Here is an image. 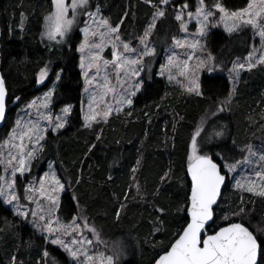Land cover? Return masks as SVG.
Here are the masks:
<instances>
[{
    "label": "trees",
    "instance_id": "trees-1",
    "mask_svg": "<svg viewBox=\"0 0 264 264\" xmlns=\"http://www.w3.org/2000/svg\"><path fill=\"white\" fill-rule=\"evenodd\" d=\"M92 1L112 13L114 23L123 19L122 36L131 43H136L156 10L147 0ZM198 1L176 0V3L193 6ZM223 2L227 9L239 10L247 7L249 0ZM52 4L53 0H0V70L9 90L6 127L16 108L30 102L46 87H36L38 73L51 63L50 82L54 83L62 70L54 92L53 110L72 106L65 127L48 132L25 181L38 177L49 162H54L66 188L59 206V220L65 223L86 220L106 239L105 247L116 260L123 258L121 264H154L188 222L189 143L200 118L229 94L230 79L225 72L238 54L250 52L255 40L248 28L232 34L214 30L208 46L216 55L217 71L203 74L201 95L177 92L165 76H158L154 70L152 79L135 98L138 118L116 114L100 132L99 127L86 128L82 116L83 77L76 52L80 33L75 31L70 46L49 44L43 35L44 14ZM174 13L173 9L166 8L158 27L169 18L176 23ZM178 32L164 33L167 39L155 43L158 59ZM236 94L230 112L217 113L212 119L213 122L222 120L223 135L210 147L222 168V161L235 163L244 158L248 143L261 130L264 133V110L261 109L264 108V66L245 72ZM139 159L138 171L132 176L131 168ZM16 186L22 193L21 178H17ZM228 186L226 183L214 210L216 221L219 206L228 202ZM234 197L229 203L237 202ZM249 213V224L243 223L258 239L264 238L261 236L264 202L257 201ZM227 223L215 224L212 228H216L209 231ZM44 245L45 235L34 231L12 207L0 200V264H13V256L15 264H45ZM47 249L50 264H69L63 248L62 252L57 245L49 243Z\"/></svg>",
    "mask_w": 264,
    "mask_h": 264
},
{
    "label": "snow or ice",
    "instance_id": "snow-or-ice-1",
    "mask_svg": "<svg viewBox=\"0 0 264 264\" xmlns=\"http://www.w3.org/2000/svg\"><path fill=\"white\" fill-rule=\"evenodd\" d=\"M152 3V0H147ZM54 10L51 11L44 18V32L43 35L49 40L56 41L57 38L63 39L73 27L77 19V15H87L89 21H85V28L82 31L85 34L83 43L80 44L79 51L84 53L81 56L80 67L84 70L85 77V92L89 91L88 85L95 82L97 88L101 89L100 100L103 101L108 93H112L115 97L117 94V87L128 85L129 91L127 95L120 94V105L132 104L131 96L135 95V90L142 86L143 81L135 80L134 77L139 76L143 71V57L154 55L155 47L148 43L153 29L159 19L166 15V8L170 7V0H158V3L152 4L156 11L153 14L152 21L149 23L144 33L139 37L141 47L135 48L128 42H124L119 36V26L112 27L104 18L96 19L99 14L97 8L96 13L87 11L89 7V0H53ZM218 9L221 15L220 21H224V26L229 33L234 30L238 31L243 27L251 26L255 30V35L260 38L261 52H264V0H249L247 7L241 8L237 11L228 12L221 4L217 3L213 6ZM188 8L187 4H183L180 10L174 13L176 21L180 22V27L187 31L185 23L186 18L193 17L200 24V34L206 27L209 18L215 13L209 9L204 0H199V6L195 13L185 11ZM71 11L72 15H69ZM94 26V27H93ZM92 38V39H90ZM176 47H185L188 41L181 39H174ZM199 41H193L189 47L195 49ZM107 45L111 46L109 55L111 60L106 59L102 53ZM87 49V52L85 50ZM175 54L168 57L169 76L171 80V67L180 68V75H191L189 86L186 90L189 93L201 95L199 91V84L197 82V73L204 67H207L204 60H199L194 69L189 68L187 62L183 64L175 63ZM214 58L209 57V63ZM248 60H252V53H249ZM87 61V63H85ZM259 62L264 63V55L260 56ZM137 65L140 67L137 68ZM254 66L249 63V67ZM245 64L240 63L234 65L233 71L238 75L237 68L243 69ZM208 71H212L208 67ZM47 68L42 69L39 73L40 82L43 83L47 77ZM91 73V75H89ZM161 75L164 74V68L161 69ZM123 77V79H122ZM111 78H115L117 86H112ZM56 80H59V75H56ZM53 89L44 97V103L40 105L45 109L42 114L43 119L48 121L53 130H58L65 126L66 120H61L60 117L55 118L48 110V99L53 95ZM6 96L7 88L3 76H0V121L5 119L6 115ZM19 100V97H16ZM91 100H96V95L93 94ZM29 107H36L35 101ZM99 107V105H97ZM219 110H223L222 106ZM113 109L109 106L107 111L102 114L103 119L111 114ZM116 111H120L118 107ZM39 112V108H37ZM62 112L69 114L71 106L62 109ZM101 116L99 111L93 108V103L88 105V113L84 116L85 126L91 127L92 122L96 121L97 117ZM47 129L43 128L40 122L30 121L23 128L21 122L17 120L16 128L13 129V135L8 144L9 148L6 152L0 153V165H3L4 176L0 177L3 180V186H0V196L5 197L7 203L11 204L13 201H18L19 196L15 189L17 173L23 175L30 171V161L33 160L39 150H42V145L39 141L44 138V133ZM203 128L196 131L191 140V153L188 156L187 171L191 174V188L189 207L191 214V221L187 223L186 227H182L177 233L174 242L170 244L169 249L159 257L156 264H264V238L258 240L254 231H250L249 227L244 223L229 222L227 226H219L216 230L209 234V230L216 224L214 219V206L217 205L218 199L221 196V187L225 184L226 173L222 174L221 164L213 161L212 157L206 153H202V148L198 144L196 137L200 136ZM215 135H223L222 132H215ZM27 139L29 147L24 143ZM13 140L17 141L13 143ZM34 141V142H33ZM0 147H3L0 145ZM94 147V145H93ZM13 149L15 151H13ZM249 155H255L251 147L247 148ZM260 160H264V154L259 156ZM241 161H237V164ZM223 167L228 171H234V167L225 163ZM255 176L260 182V191H256L257 181H250L248 185L244 186L248 192L264 197V171L257 170ZM240 187L239 183L237 184ZM64 185L59 179H54L53 183L45 186L42 181L38 189H34L32 185L26 190V199L36 204V210H19L22 206L17 204V215L27 218L29 214L33 217V222L36 227H43L50 234L55 232L58 235L51 240L53 244H59L71 257H73L76 264H117L113 256H104L103 253L97 255H90V246L94 245V241L83 236V231L80 230V225L73 220L71 224H61L59 219L53 220L54 213L59 207L58 193L62 191ZM38 193L39 198L47 202L48 207L45 208L40 199L31 193ZM159 211L163 212V209ZM244 209L240 208L238 212L233 215L241 216L243 218ZM37 219L43 224L36 223ZM228 220V217H224ZM53 223L57 227H53ZM87 226V221L82 222ZM90 233L96 236V242L100 241L99 234L94 228H89ZM76 234V235H74ZM62 236L71 237L68 242L62 239ZM264 237V231L261 232ZM44 256H48V252H44ZM13 264H15L16 257H12Z\"/></svg>",
    "mask_w": 264,
    "mask_h": 264
},
{
    "label": "rangeland",
    "instance_id": "rangeland-1",
    "mask_svg": "<svg viewBox=\"0 0 264 264\" xmlns=\"http://www.w3.org/2000/svg\"><path fill=\"white\" fill-rule=\"evenodd\" d=\"M152 1L153 2L151 4L158 3V0H152ZM145 2L147 3V1H145ZM204 3L209 9H212V11L215 13V15L209 18V21L203 30V34H200V24L197 22V20L194 17L190 20L186 18L185 23L187 26V31H184L180 27L179 21H176V23H175L173 18L165 19L161 23L162 25H160L159 27H158V22L161 21V19H163V18H161L157 21L156 27H155V29H153L151 36L148 40V43H150L152 46H154L156 51H155L154 55H149V56L143 57V65H144L143 71L140 72L139 76L132 78L133 83L135 82V80L143 81V83H142V86H140L138 89L135 90V95L130 97L132 99V104L130 106L127 104L120 105L118 103V101L120 100V94L127 95V93L129 91H131L130 89H128L127 84H124L122 88L117 87V94L115 97L113 96L112 93H108L107 96H105L103 101L100 100V93L102 90L97 88L95 82L91 85H88L89 91L85 92L86 84H85L84 70L80 67L81 56L84 55V53H81L79 51V47H80V44L83 43L84 37H85V34L82 31V29H84L86 26L85 21H88L89 24L91 23V21H89V18L87 15H84L82 13L77 15V19H76L75 23L73 24L72 30L63 39L58 37L56 41H53V40H49L46 36H44L49 44H55L56 46L68 44L70 46L71 45L70 42H71V39H72L75 31L79 32L81 35L80 40L76 44V52L79 56V67H80L81 74L83 77V89H82V101H81L83 120H84V116L88 113V105L90 102L93 103V108L96 111H99L101 113V116H98L96 121L92 122V126L86 127V128L91 129L94 127L95 128L99 127L100 132H101L102 127L104 125L109 124L116 114L121 115V117H124L126 115V116H128V118L137 119L138 114L136 113L137 106L135 104V98L139 93L143 92V90L145 89L146 82L150 81L152 79L154 70H157L156 74L158 76H165L166 79L169 81L170 86L172 88H174L177 92H180L184 95L192 94V93L187 92V90H186L187 86H189V81L191 79L190 74L187 76H182V75H180V68L173 66V67H171V74H172L173 78L171 80L168 79V76H169L168 57L173 55V53L175 54V58H176L175 63L176 64H183L184 62H187L189 68H192V69L195 68V66L197 65L199 60L205 61V64L207 65V67L202 68L197 73V76H198L197 82L199 84V91H200L201 77L203 76V74L204 73H215L217 71L215 69V56L216 55H215L214 51L209 49V46H208L210 33L213 32L214 30H217V29H222L223 31L227 32L228 34H232V33L236 32V30H234L231 33H229L227 31V29L224 26V21L219 20V17L223 14L220 13L218 11V9H215L213 6L217 3H219L228 12L237 11V10L227 9L224 6L223 0H210V1L204 0ZM170 4H171V6L167 7V8H171L175 12L180 10V8L182 7L181 4L176 3V0H170ZM198 6H199V1L196 5H193V6L188 5V8L185 9V11L186 12L191 11V12L195 13L196 8ZM91 7H93V8H91ZM97 8L99 9V14L96 16L97 20H99L100 18H104L108 21L109 25H111L112 27L119 26V36H120V39L122 41L130 43V45L132 47H135V48L141 47V45L139 43V38L136 41V43H131L129 40H125V38L122 36L123 19L118 24L114 23L113 22L114 16L112 15V13L109 14L107 10H103L97 1L89 0V7H88L87 11L95 14ZM53 10H54V4L50 5L49 9L46 10V13L44 14V18ZM69 15L70 16L72 15L71 11L69 12ZM123 17H125V14L123 15ZM151 21H152V18L147 23L144 30L147 28L149 23H151ZM171 22H172V27L170 24ZM247 28L250 29V31L253 35V39L255 40V43L252 44V48L249 52V53H252V60L251 61L248 60L249 53L247 55L238 54L239 57L233 61L231 67L225 72L226 75L230 79L229 81H230L231 89H230L229 94L226 97L221 98L217 104H214L213 106H211L206 111V113L201 116L198 127L196 129V131H197L198 129L203 128V131H201L200 136H198L196 138L198 144L202 148L201 154L206 153L212 157L215 156L210 151V147L219 141V138L221 135H215L214 133L215 132H222L223 127L221 126V123H222L221 119H219L217 122L212 121V119L215 118L214 115L217 113L225 112V111L230 112L231 107L234 103V99H236L237 88L240 86L241 81L243 79V75L245 74V72H247V71L250 72L254 68H257L259 66H264V63L259 62L260 56L264 55V52L260 51V49H261L260 38L258 35H255V30L251 26L243 27L240 30L247 29ZM144 30H143L142 34L140 35V37L143 35ZM43 31H44V27H43ZM171 31H175V32L179 31V32H178V35L174 36L173 38H171L169 40L170 43L168 44L167 47L164 48V52L160 56V59H158L157 55H159V53H158L157 46L155 43L166 40L167 35L165 36V34L168 32L167 34L169 35L171 33ZM90 39H92V38H90ZM174 39H181V40L186 39L188 41V45H190L193 41L198 40L199 44L197 45V47L195 49L189 47L188 45H186L185 47H176L174 44ZM110 51H111V46L107 45L105 47L104 52L102 53V55L106 59H109V60L112 59V57L109 55ZM85 52H87V49L85 50ZM209 57L214 58L210 63H209ZM85 63H87V61H85ZM240 63L245 64V67L243 69L237 68L236 71H238L239 74L236 75V72L233 71V67H234V65H238ZM249 63H251L254 66L249 67ZM139 67L140 66L137 65V68H139ZM208 67H211L212 71H208ZM45 68H47V70H48L47 77L44 80V82L41 83L40 77H39V73L41 72L40 71L38 73V81H37L36 87H42L45 85H46V87L42 90V92L39 95H37L35 98H33L30 102L16 108L15 113L10 120V125L8 126V128L5 126L6 128H4L2 130V133H0L1 134L0 145L3 146V147H0V153H4L8 150V148H9L8 142L13 135V129L16 128L17 120H19L21 122L22 128L25 125H27L30 121H37L38 120L40 122L41 126L45 129H47V131L44 133V138L39 141V144L42 145V147H43V143H44L46 136H47L49 131L58 132L59 130H61L65 127L64 126L63 128H60L58 130H53V128L49 125L48 121L43 119L42 114L45 112V109L41 108L40 105L44 103L45 95L49 92V90L53 89V86H54V92H55L56 84L58 82V80H56L54 83L49 81L50 77H51L52 70H53L52 63L45 66L43 69H45ZM162 68H164V74L163 75L160 74ZM61 73H62V70H59V74H58L59 78L61 76ZM89 75H91V73ZM122 79H123V77H122ZM111 84H112V86H117V81L115 78H111ZM54 92H53V95L48 99V110H50V114L53 117L54 122H55L56 117H60L61 120H66V123H65V125H66L68 123V120H69L70 115L72 113V106L66 105L63 108H61L59 111H57V112L54 111L53 110ZM93 94L96 95V100L94 102L91 100ZM34 101L36 103V107L35 108L29 107V105H31ZM97 105H99V107H97ZM68 106H71V112L65 116V114L62 112V109L66 108ZM109 106L113 109V111L105 120L102 118V114L104 111L108 110ZM221 106L223 108L222 111L219 110L221 108ZM118 107L120 108V111L117 112L116 109ZM37 108H39V112H37ZM261 109H262V111L264 110V108H261ZM128 118H127V120H128ZM84 124H85V120H84ZM15 142H17V141L13 140V143H15ZM24 143L26 145H28L27 139L24 141ZM248 144L249 145L247 146V148L250 146L253 153H255V155H249V153L246 151L245 157L241 158L239 160V161H241V163H239V164H237V162L229 163L226 161H222L223 165L225 163H227L228 165L233 166L235 170L234 171H228L227 168L223 167V171H224V173H226L227 178H228L227 183L229 185L228 186L229 187V189H228L229 194L226 196V198H227L226 201H228V202H226V204H224L223 206L220 205L218 210L216 211V215H217L216 216L217 217L216 226L221 225V224L226 223V222H242V223L247 222L249 224V220H251V217H250L251 214L249 212L251 210H253V208L256 206L257 201H263L264 202V197H261V196L255 194L254 192H248L245 190V187H244V186L248 185V183L250 181H257V184L255 186L256 191L258 192L261 190L260 182L258 181V178L255 176V172L257 170L264 171V160L259 159V156L261 154H264V133L262 132V130L260 132V135H259V133H257V137H255L254 140H251ZM28 146L31 147L32 145H28ZM189 148H190V153H191V141L189 143ZM13 151H15V150L13 149ZM40 151L41 150L38 151L35 158L37 157V155L39 154ZM190 153H189V155H190ZM35 158L30 161V169H33V163H34ZM140 163H141V160L139 159L136 161L135 164H133V166L131 168L132 169V176H133V174H135L138 171ZM3 168H4V166L0 165V177L4 176ZM30 173H31V170L28 172H25L23 175H21L20 173H17L16 180H17V178H21L22 179V185L24 186L23 192L19 193L17 186L15 184V189H16L17 194L19 196L18 201H13L11 204H9L6 202L5 197L0 196V200L3 201L6 205L12 207L16 214L18 211L17 204L22 206L21 209H19V210H25V209L36 210V204L32 203L26 199V194H27L26 190L29 188L30 185H32L34 189H38L40 182L43 181L45 183V186L47 187L48 185L53 183L54 179H59V181L63 184L62 180L60 179V177L57 173L54 162H49L47 169L43 173H41L38 177H34V178H31V179L25 181V177ZM0 181H1V186H3V180H0ZM238 183H239L240 187L237 186ZM65 191H66V188L64 186L63 190L58 193L59 206H60V202H61V197ZM31 194L36 195V197L38 199H40L38 193L33 192ZM232 196L233 197L235 196L234 198L237 200L236 203L235 202L229 203ZM189 198H190V193H189V197H188V206H189ZM40 203L45 208L48 207L47 202L44 201L43 199H40ZM240 208L244 209L243 218L241 216L233 215V213L238 212ZM58 212H59V207L56 210V212L54 213L53 220H55L57 218L59 219ZM18 217L23 222H27V224L29 226H31V228L34 231L40 232L41 234L45 235V245H44V248L42 251V255H43V258L45 260V264H50L49 251L47 249V245L49 243H51V240L54 239L58 234L55 232L50 234L43 227H36L34 222H33V217L31 216V214H29V216L27 218H24L20 215H18ZM224 217H228L229 219L225 220ZM75 220H76V223L80 225V230L83 231V236L87 239H91L94 241V245L90 246V249H91L89 252L90 255H97L99 253H103V255L105 257L106 256H113V254L109 251V249L107 247H105L106 244L108 243L106 241V239L99 236L100 241H102V242H96V236L94 234L90 233V231H89V228H94L93 226H91L88 223H87V226H85L82 223L83 220H81V219H79V220L75 219ZM59 221L61 224H71L73 222V221H71L70 223H65L61 220H59ZM36 223L43 224L44 222H41L37 219ZM216 226L213 227L212 229H215ZM53 227H57V225L55 223H53ZM257 230H259V232H261V228H258ZM74 235H76V234H74ZM61 238L64 239L65 242H68V240L71 239V237H67V236H62ZM54 245H57L62 251V247L59 244H54ZM45 251L48 252L47 257L44 256ZM63 254L66 256L67 260H69V264H76V262H74V260H73V257H71V255L68 252L67 253L63 252ZM122 260H123L122 257L118 258L116 260L117 264H121Z\"/></svg>",
    "mask_w": 264,
    "mask_h": 264
},
{
    "label": "water",
    "instance_id": "water-1",
    "mask_svg": "<svg viewBox=\"0 0 264 264\" xmlns=\"http://www.w3.org/2000/svg\"><path fill=\"white\" fill-rule=\"evenodd\" d=\"M0 76H3V73H2V71L0 70ZM3 78H4V76H3ZM4 81H5V86H6V88H7V96H6V115H5V119L3 120V121H0V133L2 132V130L5 128V126H6V120H7V113H8V109H9V106H8V99H9V90H8V87H7V83H6V80H5V78H4ZM212 157V156H211ZM212 159H213V161L214 162H216L217 164H221L219 161H217L214 157H212ZM224 173V171H223V168H222V174ZM188 176H189V179H190V181H191V174L188 172ZM227 175H226V181H225V184L227 183ZM225 184L221 187V196H222V192H223V189H224V186H225ZM221 196H220V198L218 199V202H217V205L216 206H214V210H215V208L219 205V203H220V200H221ZM187 212H188V222H190L191 221V214H190V207L188 206V209H187ZM187 222V223H188ZM237 223H242V222H237ZM228 224V223H227ZM227 224H225V225H223V226H227ZM187 225V224H186ZM186 225L184 226V227H186ZM245 226H247L246 224H245ZM247 227H249V226H247ZM249 230L250 231H253L250 227H249ZM209 234H211V232H209ZM255 234V233H254ZM259 240V239H258ZM173 242H174V240H173ZM172 242V243H173ZM167 250H170L169 248L167 249ZM166 250V251H167ZM165 252V251H164ZM164 252L163 253H161L158 257H157V259L155 260V262H154V264H156V261L159 259V257L161 256V255H163L164 254Z\"/></svg>",
    "mask_w": 264,
    "mask_h": 264
}]
</instances>
